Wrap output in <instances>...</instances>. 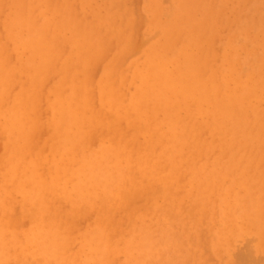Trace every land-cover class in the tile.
Listing matches in <instances>:
<instances>
[{"label":"bare ground","instance_id":"bare-ground-1","mask_svg":"<svg viewBox=\"0 0 264 264\" xmlns=\"http://www.w3.org/2000/svg\"><path fill=\"white\" fill-rule=\"evenodd\" d=\"M0 264H264V0H0Z\"/></svg>","mask_w":264,"mask_h":264},{"label":"rangeland","instance_id":"rangeland-1","mask_svg":"<svg viewBox=\"0 0 264 264\" xmlns=\"http://www.w3.org/2000/svg\"><path fill=\"white\" fill-rule=\"evenodd\" d=\"M139 1H140V3H139ZM133 3H134V5L140 6L142 4V0H133ZM98 68H99V70H98ZM99 75H100V67H97L94 70V77H95V79H97L99 77Z\"/></svg>","mask_w":264,"mask_h":264}]
</instances>
